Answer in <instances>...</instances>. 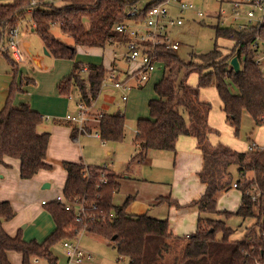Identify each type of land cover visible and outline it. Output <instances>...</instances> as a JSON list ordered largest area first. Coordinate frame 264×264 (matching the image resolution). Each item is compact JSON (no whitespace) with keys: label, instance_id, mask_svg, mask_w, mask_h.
<instances>
[{"label":"trees","instance_id":"1","mask_svg":"<svg viewBox=\"0 0 264 264\" xmlns=\"http://www.w3.org/2000/svg\"><path fill=\"white\" fill-rule=\"evenodd\" d=\"M167 0H151L144 7L137 0H43L30 11V0L0 2V42L6 27L21 29V21L31 18L33 30L42 38L45 48L57 58L73 59L71 74L61 80V95L70 96L74 89L80 92V101L89 107L97 98L108 70L103 64L76 60L77 46L106 47L115 42L125 43V38L115 27L129 20L143 22L148 11ZM136 9V10H135ZM218 23V22H217ZM72 37L73 43L57 38L52 27ZM216 37L234 42L224 52L218 44L206 54H194L199 61L187 63L175 51L161 46L154 51L163 68L170 69L155 84L156 96L149 101L150 116L137 120L135 141L138 152L135 159H144L150 150H173L181 135L196 137L204 156V166L199 172L206 184L204 193L189 205L199 211L197 229L181 236L173 233L169 221L149 213L134 214L128 206L135 195H128L123 204H115L114 197L121 190V176L107 166L86 165L66 161L67 180L63 195L66 204L54 199L44 206L56 223V228L43 241H27L20 230L11 236L3 222L15 217L16 211L9 201L0 202V264H12L9 252L22 255V264L43 260L45 264H58L52 248L64 240H75L82 231L94 233L112 241L129 264H260L264 263V149L260 147L236 150L221 142L213 144L210 135L217 132L209 125L212 104L200 99V90L215 86L222 101L226 121L239 132L243 115L247 112L255 124L264 123V23L238 30L216 25ZM12 66V80L6 103L0 111V164L5 157L20 161V177L32 178L40 170L52 165L47 160L49 131H40L45 116L27 102L15 104L18 94L25 93L34 78L24 75L21 63L11 53L0 52ZM237 56L241 69L232 67L230 61ZM261 59V64L257 59ZM157 62V63H158ZM186 68L178 81V74ZM197 71L198 83L191 85L188 76ZM175 72V74H173ZM237 89V91H235ZM98 131L103 142L122 141L125 138L126 117L122 112L98 115ZM56 124L72 126L75 139L78 127L62 118ZM239 177L235 180L232 167ZM237 184L242 190L241 203L236 214L255 218V226L245 238L232 240L234 229L225 219L209 217L221 213L228 218L232 211H219L220 194ZM158 202L180 205L171 196H161ZM81 205L80 220L77 208ZM222 233V237H218ZM115 237V239H114Z\"/></svg>","mask_w":264,"mask_h":264},{"label":"crops","instance_id":"2","mask_svg":"<svg viewBox=\"0 0 264 264\" xmlns=\"http://www.w3.org/2000/svg\"><path fill=\"white\" fill-rule=\"evenodd\" d=\"M0 1H5L3 3H7L13 0ZM177 11H179L178 7ZM133 23L135 25L133 20L127 22V24ZM32 31L34 30L32 29ZM124 46L125 43L121 42H115L113 45L106 47L79 45L77 46V58L79 61L85 63L103 64L108 70L107 77L109 80H112L111 76L120 78L119 74L123 73L121 80H118L125 83L124 86L117 88L113 83L111 86L115 89L122 90V100L127 103L129 100L127 92L134 88V85H131L134 78L137 80V85L141 86L142 89L145 84L142 85L143 82H140L137 75H134V72L139 69V64L137 62L131 63L130 60L127 59V49L123 52L119 51V49ZM24 52H29L34 63L40 68L47 70V64L43 56L33 55L27 45L24 46ZM116 53L117 55H115ZM2 54L3 53H0V55ZM65 68L62 64L58 66V62L55 61L52 75H54V73L58 74L54 75L53 78L37 79V82L30 83V85L25 88L27 91L18 94L14 100L15 104L21 102L29 103L33 108L37 109L45 116L46 119L43 122L44 127L40 129V131L50 132L47 160L52 165V168L40 170L32 178L23 179L20 177L19 159L9 156L5 157V164H0V202L9 201L16 211L14 218L3 222L5 230L11 236H15L22 228L27 227L32 221L40 220L41 223L38 229V235L35 238L26 237L27 233L25 232V235L22 234L25 240H38L41 242L53 232L56 228V223L50 212L42 204V200L47 199L51 201L56 199L58 195H63V189L68 176L64 167L66 161L83 162L86 165L92 166H107L120 174L121 188L124 185V180L128 182L129 180L134 181L136 188L139 186V189L132 188L128 185L129 187L126 188H129V190H120L114 197V203L118 205L123 204L130 194L135 195L134 200H139V198L142 197V202L145 206L144 209L140 210L139 206H134L128 209L129 212L134 214L146 212L158 218H165L169 221L171 231L177 235H181L183 232L187 235L188 232L196 230L199 211L196 207H192L189 204L193 200L199 199L206 188V184L202 182L199 175V172L204 166V156L198 147L196 137L181 135L176 142L175 149L150 150L144 159H135L132 161L133 156L138 152V143L135 141L137 131L133 136V140L129 143L131 147L125 148V152L119 151L120 146L118 144H109V146H107V142H103L100 137L93 136V133L99 132L97 127L99 120L98 115L103 113H115L112 111L110 112V105L107 103L101 105L99 109L94 108L95 102L101 93L99 92L92 105L85 108L88 115L86 121L87 133H80L78 131L77 137L74 139L72 137V126L53 122L55 118L65 119L67 114H69L64 113L63 106L65 96L60 94L57 85L59 79L64 74H67L66 72L69 66L66 64ZM0 72L5 73L2 83L5 91L0 96L1 111L8 97L12 66L9 63L6 64L5 60L0 59ZM154 73H151L148 81L152 79ZM160 79L161 77H156L154 82L157 83ZM148 81H146V83ZM101 89L103 90V88ZM133 91L135 90H132L131 95H137L133 93ZM124 96H127V99H124ZM200 99L206 100L203 96H201ZM106 100L108 102H113L110 96H106ZM79 103L80 102H78V106ZM147 104L148 100L146 101L147 108L145 106V112L148 110L149 113ZM117 112L122 111L119 109ZM122 113L126 117V113ZM139 118L140 116L138 119ZM210 118L209 115V123L211 122ZM209 138L213 144L220 142L216 141L214 134H211ZM91 144L96 147L94 153L89 150ZM120 158L122 161L119 160ZM123 162L125 163L122 167ZM130 163L135 166H132ZM140 166L148 168L150 175L135 170L136 167ZM132 169H134V171ZM167 180H172L173 183L170 184ZM224 193L225 191L220 195ZM172 194H174L176 198H174ZM161 196H171V198L176 200L180 205L158 202ZM218 210L224 211L228 209ZM24 222L27 223L24 224ZM53 249L54 247L52 250ZM9 257L12 264H14L13 260H16L17 263L21 261L22 264V259L20 260L13 251L9 252Z\"/></svg>","mask_w":264,"mask_h":264},{"label":"rangeland","instance_id":"3","mask_svg":"<svg viewBox=\"0 0 264 264\" xmlns=\"http://www.w3.org/2000/svg\"><path fill=\"white\" fill-rule=\"evenodd\" d=\"M49 1L58 2V0H49ZM150 1L151 0H137V6L144 7ZM168 1L169 4L166 5L171 10V12L176 16L182 15L184 18L183 25L180 27L176 26L172 28L170 33L172 39L174 40L176 39L181 42V46L176 51V53L182 60H185L187 63L199 61V59L196 58L194 54L209 53L215 49L216 44H218L224 52H228L233 47L234 42L232 40L227 38L216 37V25L218 24L217 23L218 18L214 16L216 15L215 11H218L220 8L221 0H183L184 2L194 4L196 8L201 10L204 13V16L202 17H198L194 10H186L183 14H181L179 11H177L178 1L167 0V2ZM0 2L2 3L5 1H0ZM20 25H21V29L19 33V38L21 41V48L23 50L26 61L25 63H21L20 68L22 73L24 75H28L34 78V80L37 82L38 81L37 79L42 80V78H53L54 75L58 74V73H54V75H52V73L54 72L55 61L58 62V66L62 64L64 68L65 65L67 64L69 66V68H67V72H66L67 74H64L59 79V81L57 82L59 84L63 78L71 74L75 60L68 58H57L52 54H46L45 45L41 36L36 31H32L33 27H35V23L31 21V18L28 17L24 18L21 21ZM130 25L136 27L134 23ZM137 27H138L137 29L141 28V31L143 30L146 31L144 21L141 22ZM52 31L57 38L68 43H73L72 37L65 34L61 30L59 25H54L52 27ZM25 45L28 46V49L33 55H40L44 57V61L47 64V70H44L39 66H37L32 60L31 55H29V52L27 53L24 52ZM125 50H126L125 46L119 49L120 52H123ZM0 52H1V48H0ZM0 59L5 60L6 64L9 63L4 54L0 55ZM76 60H78L77 55H76ZM130 62L134 63L133 61ZM169 70L170 69H165V67L163 68V63L158 62L156 65V69L154 70L155 73L153 72L154 74L152 75L153 76L152 79L150 81L147 80L148 81L147 83L146 82L142 83V85L145 84L143 89L141 86L137 85L136 83L137 80L134 78L131 85H134V88L132 90H135L133 91V93L137 95L132 96L131 95L132 90L128 91L127 93L129 96V100L127 103L122 100V94H123L122 90L113 88L111 86L113 81L109 80L108 77H106L102 86L103 90L101 89L100 91L101 93L95 102L94 108L99 109L101 105L107 103L110 105V112L111 111L117 112L120 109L122 112L126 113L125 139L122 141H109L106 143L107 146H109V144L112 145L118 144L120 146L119 151H123V152H125L126 150L125 148L131 147L129 146V143L130 141L133 140V136L135 135L138 117L140 116V118H142V117L150 116V112L148 113V110L147 112H145V109L147 108L146 101L148 100L147 105L149 107L150 99L156 96V92L154 89L156 83L154 82V79L156 77L162 78V75L163 76L170 75L171 71ZM263 70H264V66H263ZM185 72H186V68H183L181 72L178 74V81L184 76ZM173 74H175V72H173ZM119 76L120 78L117 79L121 80L123 73H120ZM198 76H199L198 72L193 71L188 76V82L191 85H197ZM4 77H5V73L0 72V96L5 91L4 86L2 85ZM11 80H12V76L10 77L9 83ZM235 91H237V89H235ZM200 94L206 99L205 101L211 103L213 106L210 114L211 122L209 123V125L217 130V132L211 133L214 134L217 142L220 141L221 143L231 148H234L236 150L240 149L242 151L244 149L249 148L252 141H256L260 149H264V123L261 125L255 124L253 118L247 112H245L243 115L241 128L239 132H236L235 129L226 121V115L223 111L222 101L219 97L216 87L209 86V87L201 88ZM106 96H110L113 99V102H108L106 100ZM78 102L82 103L80 101V92L78 89H74L71 92L70 96H65L64 106H63L64 113L77 115L80 110V106H78ZM43 127H44V123L40 125L39 130L42 129ZM93 136H95L94 133ZM89 150L92 153H94L96 147L91 144ZM119 160L122 161L121 158ZM124 163L125 162H123L122 167ZM132 170L134 171V169ZM135 170H139L142 173L144 172L145 174L150 175L149 169L146 168L145 166L136 167ZM231 170L233 172L234 179L236 180L239 177L237 167L233 166ZM124 181L125 182L123 183L124 185L122 186L121 191L129 190V188H126L129 186H131L132 188H136L134 181L132 180H129V182L126 180ZM167 181L170 184L173 183L172 180H167ZM136 189H139V186ZM172 195L174 196V194ZM241 196H242V190L237 187H233L229 191L220 195L218 199L217 208L231 210L233 213L230 214L228 218H225V215L221 213L207 214L209 215V217L212 218L225 219L227 225L234 229V232L231 235L232 240H241L245 238V236L252 231L256 222L255 218L253 217L243 218L235 213L241 203ZM174 198L176 197L174 196ZM134 206H139L140 210L144 209L145 206L143 205L142 197H140L139 200L132 201L127 209H130ZM25 223L27 222H24V224ZM40 223H41L40 220L34 222L32 221L31 223H29L27 227L21 229L22 234L25 235L26 232L27 233L26 237L35 238L38 235V229ZM194 231L188 232V234L193 233ZM184 235L185 232L181 234V236ZM218 237H222V233H218ZM75 242L83 250L92 254L93 256V259L85 260L84 264H129L130 263L129 257L122 256L119 253L115 244L103 236L82 231L75 239ZM53 250H54V254L58 257V264H65L66 258L61 243L55 245ZM13 253L16 254L20 260L22 259V256L19 252L13 251ZM13 261L14 264H21V261H19L18 263L16 262V260ZM32 264H45V262L43 260L40 261L39 259L36 262V259L34 258L32 260Z\"/></svg>","mask_w":264,"mask_h":264},{"label":"built area","instance_id":"4","mask_svg":"<svg viewBox=\"0 0 264 264\" xmlns=\"http://www.w3.org/2000/svg\"><path fill=\"white\" fill-rule=\"evenodd\" d=\"M43 0H30V11L34 10L35 7ZM178 1V10L183 14L186 10H194L198 17L204 16V13L196 8L192 3L184 2L183 0ZM166 4H159L153 6L147 13V17L144 20L146 31H141V28L137 29L141 22H135V26H131L127 23L118 24L115 29L123 35L125 38V46L127 49V59L139 64L138 70L134 72L137 75L140 82H146L151 73L154 72L157 65V58L154 51L161 46H166L167 49L177 51L181 42L171 38V29L176 26H182L183 16H174L171 10ZM136 10V9H135ZM215 16L218 19V23L225 27H233L238 30L249 28L252 25H260L264 23V0H221L220 8L215 11ZM20 26L18 27H6L5 36L1 41V51L11 53L13 57L20 63L25 62L24 53L21 48V41L19 38ZM117 55V53L115 54ZM261 59H257V63L261 64ZM113 85L117 88H121L125 83L119 81L115 76H111ZM127 99V96H124ZM80 110L77 115L67 114L66 120L75 123L80 133H87L86 121L87 112L86 106L80 103ZM95 136L100 137L99 132L94 133ZM259 147L256 141H252L249 148ZM237 187V184H234ZM66 204L68 210L71 209V205L67 203L64 195L60 194L56 197ZM49 201L47 199L42 200V204L45 205ZM83 209L81 205L77 208L78 217L80 220V211ZM61 246L66 258L65 264H84L85 260L93 259L92 254L83 250L75 240H64L61 242ZM38 260H36L37 262ZM264 264V263H260Z\"/></svg>","mask_w":264,"mask_h":264},{"label":"water","instance_id":"5","mask_svg":"<svg viewBox=\"0 0 264 264\" xmlns=\"http://www.w3.org/2000/svg\"><path fill=\"white\" fill-rule=\"evenodd\" d=\"M45 49H46V48H45ZM45 53H46V54H50V53L48 52L47 49H46ZM230 63H231V65H232V67L236 70V72H239V71H240L241 66H240V62H239V59H238L237 56H234V57L231 59ZM114 239H115V237H114Z\"/></svg>","mask_w":264,"mask_h":264}]
</instances>
